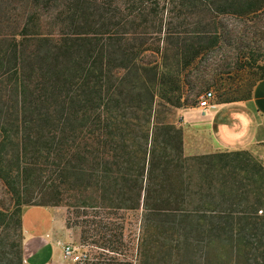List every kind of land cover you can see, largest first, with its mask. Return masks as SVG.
<instances>
[{
  "label": "trees",
  "instance_id": "obj_1",
  "mask_svg": "<svg viewBox=\"0 0 264 264\" xmlns=\"http://www.w3.org/2000/svg\"><path fill=\"white\" fill-rule=\"evenodd\" d=\"M261 14L264 0H0V226L24 204L141 210L138 264H264L262 162L185 156L157 118L189 104L219 19ZM6 236L0 264H22Z\"/></svg>",
  "mask_w": 264,
  "mask_h": 264
},
{
  "label": "rangeland",
  "instance_id": "obj_2",
  "mask_svg": "<svg viewBox=\"0 0 264 264\" xmlns=\"http://www.w3.org/2000/svg\"><path fill=\"white\" fill-rule=\"evenodd\" d=\"M219 24L218 43L207 50L191 70L188 69L190 70L188 78L192 80L193 87L192 83L184 87L183 98L189 104L184 107L158 108V120L176 125L181 130L185 109L194 108L198 113L204 110L198 107V100L195 97L198 87L202 88L201 94L205 90H212L214 93L212 106L214 103H229L224 102L229 99L250 97L256 83L264 80L260 79L264 77V14L251 19L223 16L219 19ZM232 151H245L249 157L260 160L256 147L218 152ZM183 154L194 156L186 155L184 152ZM202 192L205 193L206 190L203 189ZM222 200L221 197L217 199L218 208L226 207ZM8 206H12V197L0 182V207ZM31 206L50 207L65 222L68 230L65 244L75 249L77 257L68 258L63 255L59 264H138L142 234L141 210L119 209L107 214L102 213V210L89 208L71 210L64 204H24L21 208L19 227L0 226V237L8 234L6 238L8 237L9 242L19 243L21 251L25 240L23 213ZM203 206L209 209L214 205L205 203ZM245 207L246 204L242 201L236 204L234 209L243 210ZM22 264H25L24 260Z\"/></svg>",
  "mask_w": 264,
  "mask_h": 264
},
{
  "label": "crops",
  "instance_id": "obj_3",
  "mask_svg": "<svg viewBox=\"0 0 264 264\" xmlns=\"http://www.w3.org/2000/svg\"><path fill=\"white\" fill-rule=\"evenodd\" d=\"M182 147L186 155L256 147L264 166V80L247 100L214 103L198 113L183 111ZM58 213V212H57ZM25 264H59L67 228L50 207L31 206L23 213Z\"/></svg>",
  "mask_w": 264,
  "mask_h": 264
},
{
  "label": "built area",
  "instance_id": "obj_4",
  "mask_svg": "<svg viewBox=\"0 0 264 264\" xmlns=\"http://www.w3.org/2000/svg\"><path fill=\"white\" fill-rule=\"evenodd\" d=\"M213 98H214V93L212 92V90L210 89L205 90L198 98L197 101L198 107L201 109H206L210 107ZM62 254L64 255V257H68V258H71L72 256L77 257V255L75 254V249L69 244H65L63 246Z\"/></svg>",
  "mask_w": 264,
  "mask_h": 264
}]
</instances>
